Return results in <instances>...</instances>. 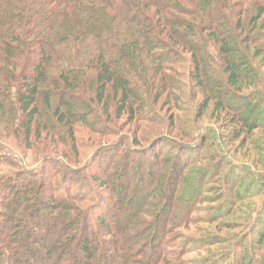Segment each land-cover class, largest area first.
Listing matches in <instances>:
<instances>
[{"label": "trees", "instance_id": "trees-1", "mask_svg": "<svg viewBox=\"0 0 264 264\" xmlns=\"http://www.w3.org/2000/svg\"><path fill=\"white\" fill-rule=\"evenodd\" d=\"M260 1L245 18V0H0V264H264L263 208L251 224L244 211L230 229L245 230L229 239L179 233L264 195V180L245 186L251 174L209 150L222 152L221 134L197 139L180 125L185 141L156 138L146 149L138 134L144 123L165 124L161 97L185 99L173 77L184 63L204 94L192 123L213 103L234 140L264 127ZM112 108L136 123L133 133L79 168L53 152L76 141V124L106 134ZM16 148L42 156L39 167L24 166ZM202 202L214 204L205 219ZM233 239L229 256L184 259Z\"/></svg>", "mask_w": 264, "mask_h": 264}, {"label": "rangeland", "instance_id": "rangeland-1", "mask_svg": "<svg viewBox=\"0 0 264 264\" xmlns=\"http://www.w3.org/2000/svg\"><path fill=\"white\" fill-rule=\"evenodd\" d=\"M245 1H246V7L249 10H247V12L244 14V17L248 18L249 13L254 12L257 0H252V1L245 0ZM260 2L264 3V0ZM263 33H264V17L260 21V30H259V34H263ZM260 39H262L260 47L262 46V48H264V37H260ZM186 55H188L190 58V54H186ZM188 67L189 66L187 63L182 64V66L179 68L180 73L173 75V77H175V81L180 83L179 85L185 84V86L187 87L185 99L182 98L179 99L180 92L174 90L170 91L171 96L166 97L164 95L163 97L160 98V101L156 106L159 109V113L164 117L165 124L162 126L153 125L151 123L142 124L140 126L141 128L138 133L142 137L140 138L142 141L141 146L145 147L156 138L164 139L165 143L168 144H170V142L173 143L172 142L173 140H175L176 142H183L185 140L180 135V129H183V127L185 126H187L188 131L191 130L189 129L190 127L195 129L198 135L197 139L200 138L205 133H209L210 131L215 130L221 134L220 144H221L222 152L217 148H215V146L214 147L211 146V144L209 146V150L210 151L214 150V152H216V155H218L220 159L222 157L224 159V162L226 161L227 164H231L232 168H238L241 170L245 169L246 171H248L251 174L249 175L250 177L248 178V180L247 179L242 180L245 186L251 184V181L253 180L254 181H258L261 179L264 180V127L262 126V128L257 129L250 135L244 134L239 139L234 140L232 139L233 127L231 128L226 126L225 122L221 120L218 124L216 123L217 114H213V103L210 104L209 109L204 113L203 117H201L197 126L195 123H192L193 120L191 119H194L195 116L194 111L197 112L199 108L198 105L202 100L204 94H200V88H198L197 91V89L193 87L192 84L194 80L188 73L189 72ZM190 87H193V90L191 89L192 91H190L189 89ZM247 89H248L247 93H252V92H257L259 88L248 87ZM205 91L206 93H209L207 89ZM242 94H244L245 96L246 92H242ZM168 101H170V104L169 105L165 104L168 103ZM177 104L179 105V107L180 106L182 107V110L176 108ZM111 113H112L111 119L107 121V124L105 125L106 127L105 129H107L108 131L106 134H99L97 133V131H93V130L90 131L89 129L85 128L83 125L76 124L75 125L76 141L73 142L70 138H68L69 139L68 142L63 144L58 141L56 142V148L52 149L53 152H56L61 156H64L63 155L64 153L70 155L72 162L73 161L79 162L78 164H75V166H78L79 168V167H83L92 158L93 154L103 145L113 142L114 140H116V138H118V136L123 137L129 133L134 132V129H136V123L128 124V122H126L127 121L126 115H124L122 118H117L114 108H112ZM170 115L174 116L175 122L173 126L170 124V121L168 119ZM179 126L180 129L178 128ZM57 137H59V135L56 136V139ZM59 139L60 138H58L57 140ZM74 145L76 146V149L74 148ZM46 146L47 145L44 143L43 145L39 144L38 147L39 149H41V148H45ZM21 149L22 148H16L14 150V153L17 158H20L22 160L23 165L29 168H38L42 161L41 158L42 156L36 155L33 149L29 150L28 154L25 156L22 154ZM222 153H226V155L225 154L223 155ZM168 162L172 163L171 161ZM223 166L226 165L223 164ZM154 169L155 168H153V170ZM236 173L237 174H235L236 175L235 177L237 179L241 178L243 175L242 171H237ZM209 185H211L212 187L211 189L213 191H217L215 184L211 183ZM234 186L235 188H237V190L242 189L241 183L240 185L234 184ZM211 195L212 194L210 193L205 194L204 197H209ZM197 207L201 209V212H197L196 215L198 216L200 215L201 217H203V219H205L204 217L208 213L204 210L207 209V207H214V204L213 203L211 204V202L210 203L202 202V204L197 205ZM262 208L264 209V195H258L255 196L254 198H249L246 201L241 202L239 208L233 210L232 213H230V215L221 218L219 222L207 223L205 221H201L200 223L192 227H188L186 229L182 228L181 230H179V233L182 235H186L188 237H196V238L203 237L205 235H208L209 233L212 234L218 233L220 235L223 234L225 236L223 237V240L229 239L232 238L237 233H239L240 231L245 230V227L238 228L236 230L233 229L232 231L230 229L233 228V225H237V223L241 221L239 216L242 215L244 211L246 212L248 210L247 214L249 218L246 223L251 224L253 221V216H255L256 213L260 211V209ZM244 221L245 220L241 222ZM260 227L261 230L264 231V225ZM234 243L235 241L233 239L232 242L228 244L223 242L220 244L210 245L208 248H206V251L198 250L196 252L187 253L184 256V259L185 261H195L199 257L204 258L208 255H217L220 252L226 253V255L229 256L230 252L227 251V247L231 248ZM229 260H230V264H232L231 261L232 258Z\"/></svg>", "mask_w": 264, "mask_h": 264}]
</instances>
